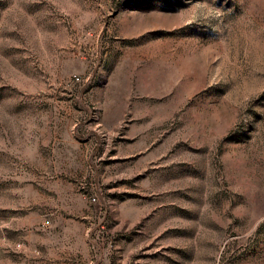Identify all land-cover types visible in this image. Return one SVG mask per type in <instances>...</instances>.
Wrapping results in <instances>:
<instances>
[{"label": "rangeland", "instance_id": "1", "mask_svg": "<svg viewBox=\"0 0 264 264\" xmlns=\"http://www.w3.org/2000/svg\"><path fill=\"white\" fill-rule=\"evenodd\" d=\"M0 264H264V0H0Z\"/></svg>", "mask_w": 264, "mask_h": 264}]
</instances>
